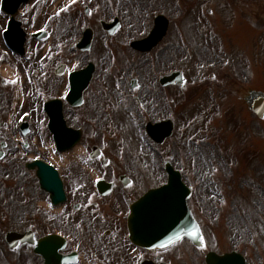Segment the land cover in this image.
Listing matches in <instances>:
<instances>
[{
    "label": "flooded vegetation",
    "instance_id": "flooded-vegetation-1",
    "mask_svg": "<svg viewBox=\"0 0 264 264\" xmlns=\"http://www.w3.org/2000/svg\"><path fill=\"white\" fill-rule=\"evenodd\" d=\"M209 1L223 3L225 0H200L202 3ZM231 1L242 2L244 6L171 7L172 11L166 16L163 55L151 57L149 61L154 81L149 88V97L155 99L156 94L162 91L163 118H152L151 114L146 116L141 111L145 103L138 95L134 96L135 103H128V106L123 102H84L83 105L89 107L83 112L76 111L83 117L80 125H68L82 132L85 165L82 160L79 165H69V176L63 177L66 200L58 205L54 204L51 194L42 189L37 178L35 161L53 162L41 155L44 152L39 146L42 131L38 135L33 133L36 113L41 118V126L46 115L45 102L55 97L46 99L40 95L39 98V91H30L27 79L21 82L17 71L13 70L14 66L6 64L8 60L0 56V163L14 159L15 164L25 171L22 181L17 183L21 196L13 198L16 205L8 210L11 220L6 226V232L19 231L23 235L22 240L15 248L4 240L7 250L4 252L5 260L1 257L0 264H46L45 258L37 254V249L54 251L50 264H189L186 262L188 252L184 251L187 239L161 248H140L130 241L127 222L132 205L141 196L169 181L167 168L179 171L185 181L183 162L173 158L169 150L158 147L164 146L175 135L178 122L181 127L186 120L189 96H199L206 86L209 90L233 94L250 108V98L256 90L251 89L248 79L252 73L264 74V0ZM53 2L56 3V11L63 9L64 22H69L71 18L68 16L80 3L88 24L92 21L100 24V14L92 18L91 9V5L102 9L100 0H29L18 8L14 16L0 13L7 25L15 20L23 29H28L37 25L41 5ZM232 2L226 0L225 3ZM120 4L121 1L118 6ZM196 9L201 11H193ZM199 14L201 18H215L204 22L200 21ZM38 31L33 30L30 36L35 37ZM130 43L126 44L127 52L130 51L134 57L154 51L140 52L131 48ZM116 46L111 47L114 50L107 56L119 62L128 61L123 38L118 39ZM14 56L22 59L31 57L28 54ZM4 66L14 71L15 76L4 75ZM38 68L37 63L33 64L32 74L36 75ZM56 69L54 75L59 77ZM40 72L41 81L46 80L49 71L45 74L42 70ZM163 76L167 81L164 86L160 84ZM195 76L198 80L188 92L189 78ZM50 82L52 84L54 80ZM28 99L35 105L40 102L39 111L29 109ZM128 111H135L137 115L131 117ZM23 115L27 119L21 122ZM163 120L173 125V135L158 144L147 135L145 126L148 122ZM48 132L52 140L49 128ZM48 150L49 157L59 154L54 146ZM99 180L107 182L102 189L98 186ZM12 220L19 223L18 228L11 226ZM44 239L50 241L43 243ZM195 264L206 263L198 259Z\"/></svg>",
    "mask_w": 264,
    "mask_h": 264
},
{
    "label": "rangeland",
    "instance_id": "rangeland-1",
    "mask_svg": "<svg viewBox=\"0 0 264 264\" xmlns=\"http://www.w3.org/2000/svg\"><path fill=\"white\" fill-rule=\"evenodd\" d=\"M103 8L96 6L92 9V18L97 16L104 20L118 15L122 21L121 32L115 36H108L97 21L88 24L83 7L72 10L68 16L69 22L63 21L62 10H57L56 3L41 5L38 14V23L25 29L28 33L26 52L30 58L22 59L14 56L7 46L4 38L6 29L5 17L0 14V56L8 60L6 64L14 66L17 76L22 82L27 79L29 90L36 93L39 98H64L68 91V78L66 75L56 77L54 70L61 64H67L71 69H81L89 61L96 64V73L84 93L85 103L96 101L135 103L134 96H141L145 103L141 111L152 118H163V93L159 91L155 99H151L149 88L153 85V75L149 70L150 58L163 55L165 41L154 49L153 53L142 57L132 56L126 44L136 38L149 34L154 18L163 14L169 16L173 6L210 7L214 4L244 6L242 2L202 3L200 0H100ZM121 1L120 6H118ZM264 5V4H263ZM189 11H192L191 9ZM198 13L201 9L193 10ZM238 11H243L238 9ZM179 15V14H178ZM200 18L201 15L199 14ZM202 17L200 21H213ZM91 25L95 30L92 51L82 53L75 49L73 43H78L83 30ZM47 30L49 37L37 40L30 37L33 30ZM123 38L125 53L128 61H115L111 47H117L118 39ZM110 44V45H109ZM69 58V59H68ZM25 60H29L28 62ZM39 65L36 75L32 74L33 64ZM44 74L48 70L44 83L40 78V71ZM159 75V74H158ZM138 79V87L131 90L130 81ZM54 80L51 84V80ZM198 78H189L188 92ZM253 90L264 92V74L252 73L248 79ZM192 85V86H191ZM24 93L28 90L21 89ZM199 96L188 98L187 118L181 127L178 122L175 135L167 141L161 150H169L173 158L183 162L185 182L193 188V195L189 199V206L197 218L204 237V245L194 249L190 244L186 246V262L195 264L201 261L208 251H230L237 249L244 253L252 264H264V119L257 116L233 94H225L209 90L204 86ZM31 93V92H30ZM160 95V96H159ZM29 109L39 111V105L28 99ZM133 108H136L132 105ZM88 105L77 110L71 109L68 104L64 106V114L69 124L74 127L80 125L83 117L76 111H85ZM36 112V111H35ZM129 112V111H128ZM43 113V112H42ZM76 114V115H75ZM130 116H136L134 111ZM33 122V133H43L39 137V146L44 149L41 154L49 159V150L53 145L47 128V117L40 126V116ZM44 115V114H43ZM34 139H37L33 137ZM80 147L85 151L84 146ZM67 152L61 153L60 158L66 159ZM40 155V156H41ZM82 160L85 165V154L77 159L69 160L71 165H79ZM0 163V258L4 256V234L11 218L8 213L16 205L14 199L19 198L18 185L25 173L24 168L15 164V160H6ZM69 164L57 167L64 177L69 176ZM179 165V164H178ZM181 166V165H179ZM33 180L32 178H30ZM17 189V190H16ZM9 210V211H8ZM11 226L18 228L19 223L12 220ZM198 256V259H197Z\"/></svg>",
    "mask_w": 264,
    "mask_h": 264
},
{
    "label": "water",
    "instance_id": "water-1",
    "mask_svg": "<svg viewBox=\"0 0 264 264\" xmlns=\"http://www.w3.org/2000/svg\"><path fill=\"white\" fill-rule=\"evenodd\" d=\"M27 0H6L5 7L16 9L17 6ZM14 9V10H15ZM103 26L113 34L119 26V21L113 24L103 22ZM167 20L164 16H159L155 21V27L151 34L144 40L132 43V46L141 51H150L166 35ZM8 43L18 52H24L25 33L19 28V24H13L5 33ZM93 40V31H85L84 38L79 44L83 50L90 49ZM95 66L90 65L72 75L71 92L68 101L79 106L83 103V93L89 86ZM136 86V81L132 82ZM251 108L259 117H264V94H255L251 100ZM50 116V128L55 135L60 151L72 148L81 138L80 131L67 128L63 116L62 102L55 100L46 105ZM168 127L164 124L150 125L149 133L158 142L171 135ZM160 131V132H159ZM40 166L38 175L41 178L43 188L50 191L56 203L59 199H64V191L59 174L55 168L37 162ZM172 178L167 185L158 189L150 190L132 207L131 215L128 219V227L131 240L138 246L145 248L163 247L171 244L183 237L191 240L195 245H203L201 229L188 207L187 200L191 196V190L180 179L179 173L171 172ZM104 183H101V186ZM19 235L9 233V240L17 241ZM38 252V251H37ZM50 261L52 251L41 252ZM207 264H247L243 256L237 253L218 255L215 252L207 254Z\"/></svg>",
    "mask_w": 264,
    "mask_h": 264
},
{
    "label": "bare ground",
    "instance_id": "bare-ground-1",
    "mask_svg": "<svg viewBox=\"0 0 264 264\" xmlns=\"http://www.w3.org/2000/svg\"><path fill=\"white\" fill-rule=\"evenodd\" d=\"M3 74L7 75L9 77H14L15 76V72L12 71L8 66H4L2 68ZM83 153V150L81 147L77 146L75 147L72 151L67 152V158L63 159L60 158L59 156H52V161L55 163V165L57 167H62L68 164L69 160H74L76 159L80 154Z\"/></svg>",
    "mask_w": 264,
    "mask_h": 264
},
{
    "label": "snow or ice",
    "instance_id": "snow-or-ice-1",
    "mask_svg": "<svg viewBox=\"0 0 264 264\" xmlns=\"http://www.w3.org/2000/svg\"><path fill=\"white\" fill-rule=\"evenodd\" d=\"M63 10V9H62ZM14 83V82H13Z\"/></svg>",
    "mask_w": 264,
    "mask_h": 264
}]
</instances>
